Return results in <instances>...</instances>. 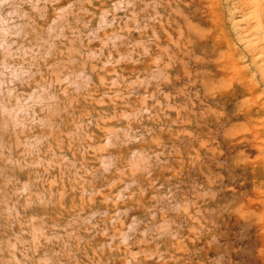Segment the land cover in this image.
<instances>
[{
  "label": "rangeland",
  "instance_id": "rangeland-1",
  "mask_svg": "<svg viewBox=\"0 0 264 264\" xmlns=\"http://www.w3.org/2000/svg\"><path fill=\"white\" fill-rule=\"evenodd\" d=\"M0 264H264V0H0Z\"/></svg>",
  "mask_w": 264,
  "mask_h": 264
}]
</instances>
